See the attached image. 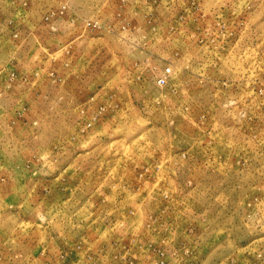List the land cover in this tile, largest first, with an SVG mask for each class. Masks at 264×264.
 <instances>
[{
  "label": "rangeland",
  "instance_id": "rangeland-1",
  "mask_svg": "<svg viewBox=\"0 0 264 264\" xmlns=\"http://www.w3.org/2000/svg\"><path fill=\"white\" fill-rule=\"evenodd\" d=\"M0 264H264V0H0Z\"/></svg>",
  "mask_w": 264,
  "mask_h": 264
}]
</instances>
